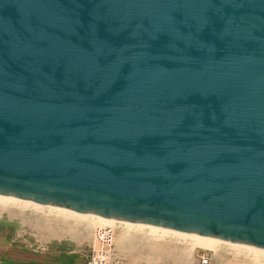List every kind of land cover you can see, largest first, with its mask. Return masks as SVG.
Instances as JSON below:
<instances>
[{
  "label": "water",
  "instance_id": "1",
  "mask_svg": "<svg viewBox=\"0 0 264 264\" xmlns=\"http://www.w3.org/2000/svg\"><path fill=\"white\" fill-rule=\"evenodd\" d=\"M0 196L264 250V0H0Z\"/></svg>",
  "mask_w": 264,
  "mask_h": 264
},
{
  "label": "rangeland",
  "instance_id": "2",
  "mask_svg": "<svg viewBox=\"0 0 264 264\" xmlns=\"http://www.w3.org/2000/svg\"><path fill=\"white\" fill-rule=\"evenodd\" d=\"M70 215L46 206L0 207V264H87L93 228L106 224ZM106 226L114 230L108 264H199L201 253H208L210 264H264V255L243 249L219 245L212 251L149 227Z\"/></svg>",
  "mask_w": 264,
  "mask_h": 264
},
{
  "label": "bare ground",
  "instance_id": "3",
  "mask_svg": "<svg viewBox=\"0 0 264 264\" xmlns=\"http://www.w3.org/2000/svg\"><path fill=\"white\" fill-rule=\"evenodd\" d=\"M30 205H33L34 207H45L44 205H40V204H37V203H31V202H27V201H22V200H18V199H15V198H9V197H4V196H0V207L1 208H5V207H18V206H22L24 208L30 206ZM51 210H53L54 212L57 211V212H68V213H71V215H74L75 217H95L94 220L96 221L95 225H99L100 223H104V224H108V225H112L113 223H119V224H123L125 225L126 227H138V229H142L141 227H149V229L152 231V232H160V233H163L165 235H167L166 233H170V234H173V235H177L178 237H180L181 239L183 240H189L191 242V246L193 247H200V248H203V249H207V250H216V248L219 246V245H225V246H230V247H234V248H238V249H243V251L247 250V251H250L252 253H255L256 255L257 254H260V255H264V250L262 249H251V248H248V247H245V246H241V245H231V244H228V243H223V242H217V241H212V240H207L205 238H202V237H197V236H192V235H187V234H180V233H175L171 230H161V229H158V228H155V227H152V226H146V225H142V224H132V223H128V222H118V221H112V220H107V219H104V218H101V217H98V216H92V215H85V214H81V213H75V212H71V211H66V210H62V209H58V208H53V207H47ZM35 209V208H34ZM69 215V214H68ZM70 215V216H71ZM94 221V222H95ZM93 222V223H94ZM104 225V226H106ZM122 235V234H121ZM163 236V235H162ZM122 239V238H121ZM125 239V238H124ZM192 247V249H193ZM219 249V248H218ZM217 249V250H218ZM242 251V250H241ZM155 252V251H154ZM238 253V252H237ZM248 253V252H247ZM253 254V255H255ZM252 255V254H251ZM259 256V255H258ZM257 256V257H258ZM256 256H254L255 258ZM257 260V258H255Z\"/></svg>",
  "mask_w": 264,
  "mask_h": 264
},
{
  "label": "built area",
  "instance_id": "4",
  "mask_svg": "<svg viewBox=\"0 0 264 264\" xmlns=\"http://www.w3.org/2000/svg\"><path fill=\"white\" fill-rule=\"evenodd\" d=\"M114 239L113 227H95L93 228L94 245L89 251L87 257V264H108V248L112 245ZM108 250V251H107ZM199 264H210V257L208 253H201L199 256Z\"/></svg>",
  "mask_w": 264,
  "mask_h": 264
}]
</instances>
